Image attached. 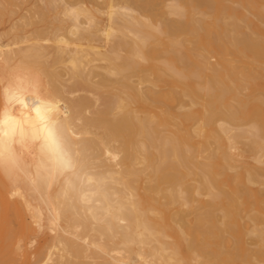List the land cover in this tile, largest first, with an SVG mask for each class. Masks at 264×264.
<instances>
[{
	"label": "bare ground",
	"instance_id": "obj_1",
	"mask_svg": "<svg viewBox=\"0 0 264 264\" xmlns=\"http://www.w3.org/2000/svg\"><path fill=\"white\" fill-rule=\"evenodd\" d=\"M0 28L2 264H264V0H0Z\"/></svg>",
	"mask_w": 264,
	"mask_h": 264
},
{
	"label": "snow or ice",
	"instance_id": "obj_2",
	"mask_svg": "<svg viewBox=\"0 0 264 264\" xmlns=\"http://www.w3.org/2000/svg\"><path fill=\"white\" fill-rule=\"evenodd\" d=\"M5 93L6 95L8 94V89H5ZM13 98L18 99V97ZM19 103L24 104V101L20 100ZM33 110L36 123L32 125V138L41 141V153L44 160L47 162L44 171L49 173L50 176L57 168H69L71 166V161L67 159V153L64 150L59 126L47 115L48 112L53 110L51 105H47L42 109L41 102L36 101ZM2 123H11L10 118L7 117V113H5V119ZM12 158L10 147L6 146L3 141H0V161L7 162ZM49 165H51V167H49ZM37 178L47 179L48 177H42L38 172Z\"/></svg>",
	"mask_w": 264,
	"mask_h": 264
},
{
	"label": "rangeland",
	"instance_id": "obj_3",
	"mask_svg": "<svg viewBox=\"0 0 264 264\" xmlns=\"http://www.w3.org/2000/svg\"><path fill=\"white\" fill-rule=\"evenodd\" d=\"M0 36H1V28H0ZM1 37H2V38H1ZM1 37H0V38L2 39V41H6V40H8V38H5L4 35H2ZM2 255H3V257H2ZM21 257H22V256H21ZM22 258H23V257H22ZM22 258H20L19 260H20V261H23ZM1 259H2V260H5V257H4V254H3V253H0V260H1ZM2 260L0 261V263L3 262ZM5 263H6V262L4 261L3 264H5ZM17 263L20 264L21 262L18 261ZM1 264H2V263H1Z\"/></svg>",
	"mask_w": 264,
	"mask_h": 264
}]
</instances>
